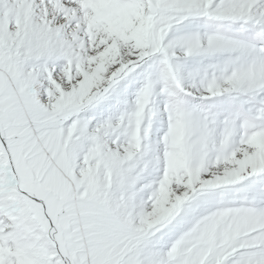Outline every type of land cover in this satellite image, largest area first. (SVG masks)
Segmentation results:
<instances>
[{
	"label": "snow or ice",
	"instance_id": "1",
	"mask_svg": "<svg viewBox=\"0 0 264 264\" xmlns=\"http://www.w3.org/2000/svg\"><path fill=\"white\" fill-rule=\"evenodd\" d=\"M0 264H264V0H0Z\"/></svg>",
	"mask_w": 264,
	"mask_h": 264
}]
</instances>
